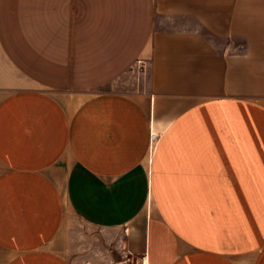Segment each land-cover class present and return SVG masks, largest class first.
<instances>
[{
	"label": "crops",
	"instance_id": "1",
	"mask_svg": "<svg viewBox=\"0 0 264 264\" xmlns=\"http://www.w3.org/2000/svg\"><path fill=\"white\" fill-rule=\"evenodd\" d=\"M0 264H264V0H0Z\"/></svg>",
	"mask_w": 264,
	"mask_h": 264
},
{
	"label": "rangeland",
	"instance_id": "2",
	"mask_svg": "<svg viewBox=\"0 0 264 264\" xmlns=\"http://www.w3.org/2000/svg\"><path fill=\"white\" fill-rule=\"evenodd\" d=\"M133 71V72H132ZM129 72V76L132 75L131 78H128V75H123L121 77H115L113 82L111 81H106L105 77H99L98 78H94V77H87V76H83L82 77V88H86L85 90V94H93L96 92H104V91H117V92H122V93H130L131 89H135V83L137 81V77L139 76V74H141L140 69H138V64L137 61L135 63L132 64L131 69H129L127 71V73ZM125 77V78H124ZM92 79L93 81L89 80ZM94 80H97L94 81ZM85 83L87 85H85ZM134 83V84H132ZM92 89L91 91H88ZM82 230L86 231V228L82 226Z\"/></svg>",
	"mask_w": 264,
	"mask_h": 264
},
{
	"label": "built area",
	"instance_id": "3",
	"mask_svg": "<svg viewBox=\"0 0 264 264\" xmlns=\"http://www.w3.org/2000/svg\"><path fill=\"white\" fill-rule=\"evenodd\" d=\"M137 64L139 65V68L140 70H143L144 69V63L141 62V61H137Z\"/></svg>",
	"mask_w": 264,
	"mask_h": 264
}]
</instances>
